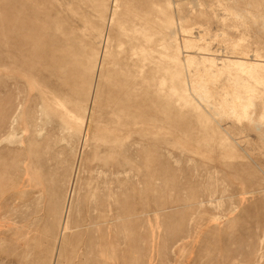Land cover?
Here are the masks:
<instances>
[{
	"label": "rangeland",
	"instance_id": "obj_1",
	"mask_svg": "<svg viewBox=\"0 0 264 264\" xmlns=\"http://www.w3.org/2000/svg\"><path fill=\"white\" fill-rule=\"evenodd\" d=\"M0 264H264V0H0Z\"/></svg>",
	"mask_w": 264,
	"mask_h": 264
}]
</instances>
